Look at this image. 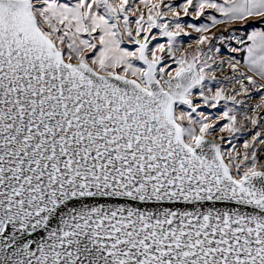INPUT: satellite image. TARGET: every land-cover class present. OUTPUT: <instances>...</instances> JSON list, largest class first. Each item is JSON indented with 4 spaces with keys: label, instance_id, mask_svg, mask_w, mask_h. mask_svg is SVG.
Masks as SVG:
<instances>
[{
    "label": "snow or ice",
    "instance_id": "6c2138e0",
    "mask_svg": "<svg viewBox=\"0 0 264 264\" xmlns=\"http://www.w3.org/2000/svg\"><path fill=\"white\" fill-rule=\"evenodd\" d=\"M0 264H264V0H0Z\"/></svg>",
    "mask_w": 264,
    "mask_h": 264
}]
</instances>
